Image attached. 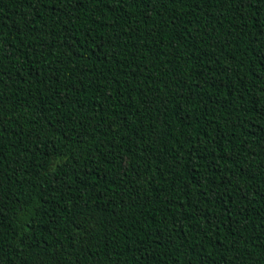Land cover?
Listing matches in <instances>:
<instances>
[{
  "label": "trees",
  "instance_id": "1",
  "mask_svg": "<svg viewBox=\"0 0 264 264\" xmlns=\"http://www.w3.org/2000/svg\"><path fill=\"white\" fill-rule=\"evenodd\" d=\"M0 264H264V0H0Z\"/></svg>",
  "mask_w": 264,
  "mask_h": 264
}]
</instances>
